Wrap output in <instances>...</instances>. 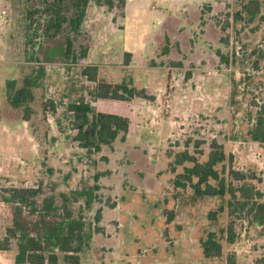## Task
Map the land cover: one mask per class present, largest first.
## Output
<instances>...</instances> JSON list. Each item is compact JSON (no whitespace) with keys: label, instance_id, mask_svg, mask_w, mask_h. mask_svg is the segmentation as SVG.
Returning a JSON list of instances; mask_svg holds the SVG:
<instances>
[{"label":"rangeland","instance_id":"obj_1","mask_svg":"<svg viewBox=\"0 0 264 264\" xmlns=\"http://www.w3.org/2000/svg\"><path fill=\"white\" fill-rule=\"evenodd\" d=\"M7 2L13 26L5 22L0 32V75L8 68L24 69L26 61L25 0ZM33 18L35 27L44 22L40 13ZM4 20L6 16L0 19ZM81 30L78 41L89 42L94 52L91 60L102 68L100 76H106L108 69L112 81L119 80L116 77L123 71L125 81H131L127 76L131 62L125 59L120 41L112 38L114 34L121 33L120 39L135 52L134 61H141V67L153 64L155 60L150 58L157 43L160 52L172 45L171 56L177 57L179 42L186 54L179 59L180 65L169 62L172 100L158 140L145 138L146 153L131 144L116 143L99 162L103 173L92 213L100 210V220L92 226L100 227V231L93 236L81 264H225L228 252H234L238 264L264 260V227L243 220L236 223L234 244H224L221 256L204 258L199 238L224 226L225 212L216 221L208 220L207 213L218 206L217 198H192L190 188L174 185L177 174L190 162L177 165L174 171L168 165L182 151L204 161L215 141L223 147L233 169L261 176L257 187L264 190V143L251 141L247 132L264 105V0H126L122 10L111 11L90 2ZM35 41L34 48L28 47L30 52L34 49L32 56L55 60L44 80L43 94L57 102L55 112L60 116L77 93L87 94V83L79 82L77 65H69L66 73V66L57 62L62 36ZM40 47L44 51L36 55ZM147 58L150 62H142ZM12 61L19 62L18 66ZM4 62L9 65L4 66ZM142 77L150 85L151 77L147 73ZM192 90L196 91L193 99L189 96ZM19 116L20 111H9L10 120ZM55 118L46 112L47 138H55L46 152L54 171L47 180H39L42 156L27 123L11 122L9 135L0 136V239L12 225L10 206L2 201L1 194L12 187L35 189L39 182V194H56L66 186L57 183L58 176L71 172L68 185L73 188L79 175L85 181L91 174L80 168L85 164V160L79 161L82 151L58 133ZM55 182L53 191L50 186ZM37 218L28 217L32 221ZM14 254L13 245L10 250H0V264L12 263Z\"/></svg>","mask_w":264,"mask_h":264},{"label":"trees","instance_id":"obj_2","mask_svg":"<svg viewBox=\"0 0 264 264\" xmlns=\"http://www.w3.org/2000/svg\"><path fill=\"white\" fill-rule=\"evenodd\" d=\"M90 2L110 11L114 8L122 10L126 4V0H25L24 52L29 64L18 77L6 80L0 121L8 120L9 111L16 109L20 111L19 119L28 122L42 156V167L38 172L42 181L41 178L47 180L54 172L46 156L55 141L53 137L47 138L45 118L49 112L56 117L58 133L71 146L82 151L79 161L85 160L83 166L87 168H80L91 174L85 181L78 174L73 188L68 185L71 172L58 176L57 183L66 186L59 191L56 187V194H39L42 189L39 188L40 182L35 189L12 187L1 194L2 201L10 206L12 225L5 229L0 239V250H10L13 245L15 254L11 264H80L83 254L91 248L93 236L100 231V227L92 226L100 220V210L92 213L95 192L99 189L98 179L103 173L99 162L105 159L107 152L114 150L116 143H126L129 131L128 118L99 112L94 102L97 99L128 100L132 97L152 99L144 89L136 88L132 81L112 84L98 79V68L86 64L89 42H79L78 37ZM37 13L42 15L44 22L35 27L33 16ZM59 36L63 37V43L59 45L57 62L66 66V73L70 70L69 65H77L79 82L84 85L87 82L84 87L87 94L74 97L57 116V102L47 100L43 94L48 73L45 63L55 60L49 56L45 60L32 56L34 49L30 52L28 47L34 48L35 38L52 41ZM42 50L40 47L34 53L39 55ZM124 55L125 58L129 56L128 53ZM247 132L251 141L264 143V105L256 112L254 123ZM103 152L105 155L102 157ZM184 162L191 165L184 166L183 172L177 174L174 185L181 189L190 188L192 198H217L218 206L207 213L208 220L216 221L224 212L226 215L224 226L209 231L205 238H199L204 258L221 256L224 244L236 242L238 220L254 227H264V190L257 187V183L262 181L261 176L233 169L223 147L215 141L204 161L199 162L189 152L182 151L175 154L168 165L174 171ZM55 185L56 182L50 186L53 191ZM31 215H37L36 221L28 219ZM225 264H238L234 252L227 253ZM254 264H264V260Z\"/></svg>","mask_w":264,"mask_h":264},{"label":"crops","instance_id":"obj_3","mask_svg":"<svg viewBox=\"0 0 264 264\" xmlns=\"http://www.w3.org/2000/svg\"><path fill=\"white\" fill-rule=\"evenodd\" d=\"M9 6L10 5L7 2V0H0V14L3 10L6 12L5 15H3V16H6V20H4L3 22L0 21V32L1 30H3V25L5 24V22H7L8 26H11V27L13 26L12 11L10 10ZM212 29L215 31L214 27H212ZM112 38L114 39L116 38L117 41H120L119 43L121 44L119 46L121 47L123 54H126V53L129 54V56L125 59H127L128 62H131L130 66L127 65L131 68V70H128L129 74H127V76H129L130 80L132 81V84L138 89H144L147 95L152 96V99H144V98H138V97H132L128 100L97 99L94 102V106L96 107V110L99 112L112 113V114H116V115L128 118L129 131L127 134V141L131 139V143H127L126 141L125 145L131 144L133 145L132 148L143 149V152L146 153L145 152L146 146L143 145V141L145 140V138H147V140L148 139L149 140L154 139L155 141L158 140L157 137L160 134V130L162 129L167 119L166 115L168 114V111L167 112L164 111L163 104L165 102H170L172 100L171 89H170L171 85L168 84L170 81L169 79H171V76H170L171 67L169 65V62L177 61L180 65L179 59L186 54L185 52L181 50L179 46V42H176L178 45V49H176L177 57L171 56V53H172L171 48L173 49L172 45H169L168 49L165 48L163 52H160L159 49L161 48V46L158 47V43H157L155 45L156 46L155 53L153 54L154 57L150 58L151 61L153 60L155 61H153V64L150 63L148 66L141 67V66H138V64L141 61L139 62L134 61L135 52L132 50H129L125 46V43L120 39L121 33L114 34ZM93 53H94L93 49L89 48L87 52L86 64L93 65L98 68V74H97L98 79L106 78L103 80H105L108 83H112V84L125 80L126 74L123 73L124 71L119 76L116 77L117 79H119L117 81L110 80L112 73L108 69L105 70L107 72L106 76L104 75L100 76V72L102 71V68H100L99 64L92 62L91 59L93 58ZM1 54L2 52L0 51V55ZM150 60H148L147 58V59H144L142 62L146 63V62H150ZM54 63L55 62L45 63L47 66V72L48 70L54 68ZM11 64L18 66L19 62L12 61ZM27 64H29L27 61L23 62L24 66H26ZM3 65L6 66V65H9V63L4 62ZM124 67L125 65L121 66V68H124ZM23 70L24 69H21L20 66L19 68H16V69L8 68V69L3 70V72L0 75V104L4 102V98H5L4 85H5L6 80L14 79L18 77L23 72ZM146 73L148 76L151 77L150 85H146L145 82L142 80L143 78L142 76L145 75ZM99 77H102V78H99ZM79 94H81V92L77 93L75 97L78 96ZM195 94H196V91L192 90L191 94H189L191 99H193ZM195 103L197 104L198 102L196 101ZM11 122L12 123L21 122L23 125L24 123H27L29 127L28 122L20 120L19 117L13 120H10V119L1 120L0 121V136H4L6 138V136L9 135L8 132L9 130H11V127H9L8 124ZM81 262L82 260L80 261V264ZM100 264H104V263H100Z\"/></svg>","mask_w":264,"mask_h":264},{"label":"built area","instance_id":"obj_4","mask_svg":"<svg viewBox=\"0 0 264 264\" xmlns=\"http://www.w3.org/2000/svg\"><path fill=\"white\" fill-rule=\"evenodd\" d=\"M5 13H6V12L3 10V11L1 12V14H0V18H1L3 15H5ZM163 109H164L165 112L169 111V110H170V104H169L168 102H165V103L163 104Z\"/></svg>","mask_w":264,"mask_h":264}]
</instances>
